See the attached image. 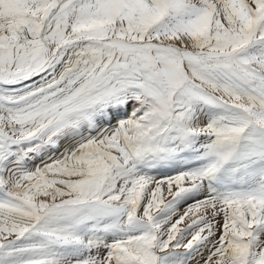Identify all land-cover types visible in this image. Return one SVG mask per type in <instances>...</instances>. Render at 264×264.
<instances>
[{
  "label": "snow or ice",
  "instance_id": "1",
  "mask_svg": "<svg viewBox=\"0 0 264 264\" xmlns=\"http://www.w3.org/2000/svg\"><path fill=\"white\" fill-rule=\"evenodd\" d=\"M0 264H264V0H0Z\"/></svg>",
  "mask_w": 264,
  "mask_h": 264
}]
</instances>
